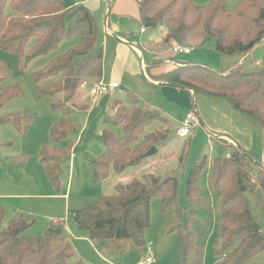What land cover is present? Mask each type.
Masks as SVG:
<instances>
[{"label":"trees","instance_id":"1","mask_svg":"<svg viewBox=\"0 0 264 264\" xmlns=\"http://www.w3.org/2000/svg\"><path fill=\"white\" fill-rule=\"evenodd\" d=\"M136 1L144 28L165 27L163 46L210 42L221 55L244 58L264 40V0H238L233 7L227 6V0H210L207 4L194 0ZM74 9L66 0H0V49L17 58L20 72L33 59L56 50L65 38L79 39L76 46L31 74L37 83L46 81L36 87L38 94L52 98L53 110L64 113L50 128V143L39 150L40 162L57 189L63 160L72 147L64 149L58 143L81 127L70 117L73 106L76 107L71 103L84 83H93L103 76L104 48L98 43L95 16L81 6L69 22ZM32 40L34 45L25 53ZM143 58L149 76L159 85L185 89L194 98L202 93L225 99L264 128V59L253 72H245L238 59L222 70L200 62L180 61L174 69L154 75L151 70L164 65L167 59L154 57L146 50ZM13 72L7 60L0 57V123H12L25 135L34 121L29 111L1 114L8 101L24 95L19 83H4ZM59 94L62 96L57 97ZM127 94L129 103L115 98L114 114L103 118L105 150L93 163L96 183L139 166L146 159L144 154L168 137L169 128L163 127L170 123L168 117L143 103L132 91ZM157 123L161 127H155ZM116 126L123 128L121 136L115 133ZM225 145L231 150L229 155H205L192 166L184 198L180 196L177 177L160 178L147 173L127 183H116L114 193L99 195L78 210L74 215L77 229L103 243L112 256H122L130 247L143 250L151 224V201L157 197L161 211L175 217L181 247L175 264H204L205 241L211 228L205 225V219L197 217L199 213L211 216L218 224L215 264H247L264 252V231L246 194L254 195L257 205L264 210V167L254 153L233 144ZM27 157L23 154L13 161L25 162ZM205 171L207 188L200 185ZM214 198L220 199L218 208L214 207ZM32 224L26 215L8 218L5 209L0 208V264H85L82 259L70 262L76 251L64 229L49 227L42 235H30L28 228Z\"/></svg>","mask_w":264,"mask_h":264},{"label":"rangeland","instance_id":"2","mask_svg":"<svg viewBox=\"0 0 264 264\" xmlns=\"http://www.w3.org/2000/svg\"><path fill=\"white\" fill-rule=\"evenodd\" d=\"M194 1L198 4H207L210 0ZM237 1L227 0V6L233 7ZM72 17L69 18L72 19ZM68 21L70 22L69 19ZM147 29V36H153L152 39H159L157 42H152L147 49L156 50L162 45L161 40L166 29L164 26ZM78 41V38H65L56 50L33 59L23 72L17 69V58L0 49V57L7 60L14 69L13 74L7 77L4 83L6 85L19 83L24 90L22 97H16L5 104L1 114L29 111L34 117L33 124L25 135L20 134L12 123H0V208L5 209L8 218L9 216L17 217L23 213L30 221H33L32 226L28 228L30 235H42L50 225L64 229L66 234H70L68 236L76 251V256L71 259V263H75L77 259H82L85 264H135L148 253V246H151L153 264H175L181 255V247L175 230V217L161 211L159 198L156 197L151 201V224L146 231V246L143 250L130 247L129 251L122 256H112L106 252L103 243L84 237L87 236L86 232L77 229L73 213L90 205L99 195L114 193L116 183H127L133 178L141 177L147 173H153L160 178L167 175L177 177L180 180V196L184 198L188 174L196 162H199L205 155L212 158L226 156L231 152L230 148L225 145L227 141L224 144L218 138L210 137L202 125L195 129L196 131L190 139L188 137L185 140L177 135L180 121L189 107L184 106L186 93L190 109H194V106H202L204 102L202 108L212 112L209 106L210 100L207 99L210 97L199 93L194 98L185 89H183L185 91L182 94L177 91L180 89L176 87L156 85L146 79V75H142L140 68L134 69V71L132 69L127 70L123 79L120 80L121 87L98 97L92 96L88 88L79 89L71 103L72 105L76 104V107L73 106L74 109L70 117L77 120L81 127L77 132L70 134L58 143V146L64 149L71 145L72 147L68 153V158L63 160L61 181L57 189L49 181L40 162L39 150L42 145L50 143V128L55 121L64 116V113L62 110H53L52 98L41 97L38 94L36 87L46 84V81L37 83L32 79L31 74L43 69L52 59L76 46ZM104 41H106L105 36L102 33L99 34L98 42L102 43L105 48L104 67L108 75L111 74L116 44L111 38L107 42ZM34 43L35 40H32L26 46L25 53L30 50ZM189 44L193 46L192 53H178L176 54L177 59L185 58L187 61L208 64L222 70L240 58L238 55L219 54L210 42L195 45L196 41H190ZM159 50L170 51L165 46ZM263 59L264 40L249 55L245 56L243 70L245 72L255 71L258 67L256 60L262 61ZM171 66L173 64L165 63L160 67L166 70ZM124 87L131 88L132 92L143 102L161 109L170 117V123L163 125L164 128H169L168 137L163 143L156 146L158 151L146 157L139 166H131L120 174H112L107 181L96 183L93 180V163L105 150L102 138L103 118L111 116L110 102L112 98H122L129 103L128 94ZM61 96L59 94L57 97ZM85 105L87 107L83 108ZM155 127H161V124L157 123ZM114 131L117 136H121L123 128L116 126ZM23 154L28 155L25 162L13 161L14 157ZM206 178L207 171L203 173L200 180V185L203 188H207ZM64 194L67 195L64 196ZM246 194L252 212L256 216L262 231H264V210L257 205L254 195L249 192ZM213 201L214 207L218 208L220 199L214 198ZM66 214L69 217L67 223L63 225L53 224V219L57 218L58 220L60 216ZM197 217L205 219V225L208 224L211 228L205 241L204 264H215L217 257L214 243L219 238L218 224L209 215L204 216L199 213ZM66 224H69L74 236L66 230ZM217 249L220 251V245H217ZM252 263L264 264V252L252 258L247 264Z\"/></svg>","mask_w":264,"mask_h":264},{"label":"crops","instance_id":"3","mask_svg":"<svg viewBox=\"0 0 264 264\" xmlns=\"http://www.w3.org/2000/svg\"><path fill=\"white\" fill-rule=\"evenodd\" d=\"M66 2L69 7L76 8L73 10L72 14L70 15L71 17L73 16L72 19L70 18V21L73 20L74 17L76 16L78 8L81 6H85L89 8L95 16L97 28H98V35L102 33L105 36L106 41L104 42H107V40L110 38L115 41L116 53L113 57V62L110 71L111 74L108 75L106 74V68L104 67L105 48L102 43L100 44L98 42L104 48L103 76L101 78V80L104 82L116 81L120 84L119 87H121L122 85L120 80L123 79L125 72L127 70L132 69L134 71V69L138 70L140 68L142 71V75L144 76L146 75V79H149L150 81H152V83L159 85V83L153 80L149 76V73L146 72V64L143 58V50L150 52L152 55L153 54L156 55V57H164L167 59L166 63L173 64V66L169 67V69L166 70L162 69L163 67L152 69L150 73L154 75H158L162 72H166L171 69H174L180 61H187V59L182 57H181L182 59H177L178 56H176V54H178V52H175L173 50L174 45L169 47L165 46L166 49L169 48L170 50L169 52H166V50L165 51L159 50L163 45L158 47V49L156 50L147 49L149 48L148 46L152 44V42H157L159 39H152L153 36H147V31H148L147 28L144 32L141 31L143 26L141 25L140 22L139 3L136 0H66ZM244 58L243 57L239 58L242 67L244 65L243 63ZM256 61H261V60H256ZM81 88L84 87L82 86ZM176 88L180 89L177 90L179 93L183 94L185 91L182 88H178V87ZM124 90L125 92H127L128 90L132 91L131 88L129 87H124ZM210 98L207 99L210 100L209 106L212 112L206 111L205 109L202 108V106H204L203 105L204 102L202 106H194L195 107L194 109H190V105H189L190 103L188 101V96L186 93V96L184 98V102H185L184 106L186 108L188 106L189 107L187 108L185 115L180 121V126L187 112L190 110H196L201 119L200 125L206 128V131L208 132L210 137H216L218 138V140H221L224 144L227 141V143L229 144L232 143L233 145L239 148H243L247 151L254 153L255 155L261 158L264 167V128L253 119L241 114L239 111L234 109L233 106L227 100L221 98H212V97ZM140 100L143 102L142 99ZM113 101L114 98H112L110 102V108L112 109L111 115H113L115 112L113 108ZM145 104L152 107L147 103ZM159 110L162 111L161 109ZM166 116L170 120V117L168 115ZM199 127L200 126H197L195 129ZM195 129L193 131V134L196 131ZM192 135L189 136V139L192 138ZM66 195L67 194H64V196ZM48 196L51 197L53 195H48ZM75 213L76 212L73 213V216L75 215ZM9 218H13V217L9 216ZM59 218L60 219L58 220L65 219L66 221L55 222L53 219L52 220L53 224L63 225L68 222L67 219L69 217L66 214L60 216ZM65 226H66V230H68V232H70L71 235L74 236V234H72V230L69 227V224H66ZM49 227H51V225ZM86 235L87 236L84 237L89 238L87 232ZM143 258L138 260L135 264H138Z\"/></svg>","mask_w":264,"mask_h":264},{"label":"built area","instance_id":"4","mask_svg":"<svg viewBox=\"0 0 264 264\" xmlns=\"http://www.w3.org/2000/svg\"><path fill=\"white\" fill-rule=\"evenodd\" d=\"M146 28H142L141 31L144 32ZM173 50L178 53H191L193 51V46L191 45H181L175 44L173 46ZM256 64H260V61H256ZM84 88H88L92 96L98 97L100 95L106 94L108 92H112L119 88L120 84L116 81L112 82H104L102 80L89 83L86 82L82 85ZM201 119L196 110H190L187 112L184 120L182 121L181 126L177 130V134L180 138L186 139L193 134L194 129L197 126H200ZM55 222L66 221L63 220H54ZM151 246H148V253L144 256V258L138 264H153L154 258L151 255Z\"/></svg>","mask_w":264,"mask_h":264},{"label":"water","instance_id":"5","mask_svg":"<svg viewBox=\"0 0 264 264\" xmlns=\"http://www.w3.org/2000/svg\"><path fill=\"white\" fill-rule=\"evenodd\" d=\"M157 151H158L157 147H156V146H153V147H151L150 150H148V151L144 154V156H145V157H149V156L155 154Z\"/></svg>","mask_w":264,"mask_h":264}]
</instances>
